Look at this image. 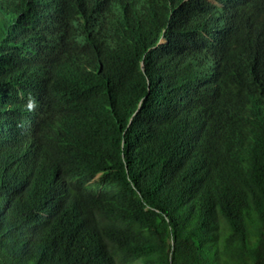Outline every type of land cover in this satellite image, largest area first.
Returning a JSON list of instances; mask_svg holds the SVG:
<instances>
[{
	"label": "trees",
	"instance_id": "16d2710c",
	"mask_svg": "<svg viewBox=\"0 0 264 264\" xmlns=\"http://www.w3.org/2000/svg\"><path fill=\"white\" fill-rule=\"evenodd\" d=\"M144 262L264 264V0H0V264Z\"/></svg>",
	"mask_w": 264,
	"mask_h": 264
},
{
	"label": "clouds",
	"instance_id": "9594fccd",
	"mask_svg": "<svg viewBox=\"0 0 264 264\" xmlns=\"http://www.w3.org/2000/svg\"><path fill=\"white\" fill-rule=\"evenodd\" d=\"M32 102H29V105H28V107L31 109L32 108Z\"/></svg>",
	"mask_w": 264,
	"mask_h": 264
},
{
	"label": "rangeland",
	"instance_id": "374dc122",
	"mask_svg": "<svg viewBox=\"0 0 264 264\" xmlns=\"http://www.w3.org/2000/svg\"><path fill=\"white\" fill-rule=\"evenodd\" d=\"M101 175V173L98 175V177ZM139 264H145V262L144 263H139Z\"/></svg>",
	"mask_w": 264,
	"mask_h": 264
}]
</instances>
